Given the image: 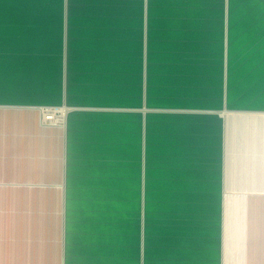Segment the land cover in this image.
<instances>
[{"label": "crops", "instance_id": "0c3cea01", "mask_svg": "<svg viewBox=\"0 0 264 264\" xmlns=\"http://www.w3.org/2000/svg\"><path fill=\"white\" fill-rule=\"evenodd\" d=\"M0 264H264V0H0Z\"/></svg>", "mask_w": 264, "mask_h": 264}, {"label": "built area", "instance_id": "2783aa9c", "mask_svg": "<svg viewBox=\"0 0 264 264\" xmlns=\"http://www.w3.org/2000/svg\"><path fill=\"white\" fill-rule=\"evenodd\" d=\"M43 114L46 120L56 121L59 119L60 110H58L56 107L46 106L43 108Z\"/></svg>", "mask_w": 264, "mask_h": 264}]
</instances>
